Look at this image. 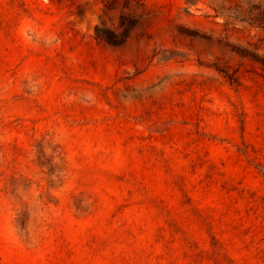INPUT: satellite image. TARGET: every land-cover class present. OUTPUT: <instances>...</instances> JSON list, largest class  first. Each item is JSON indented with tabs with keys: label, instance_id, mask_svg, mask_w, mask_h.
<instances>
[{
	"label": "rangeland",
	"instance_id": "374dc122",
	"mask_svg": "<svg viewBox=\"0 0 264 264\" xmlns=\"http://www.w3.org/2000/svg\"><path fill=\"white\" fill-rule=\"evenodd\" d=\"M0 264H264V0H0Z\"/></svg>",
	"mask_w": 264,
	"mask_h": 264
}]
</instances>
